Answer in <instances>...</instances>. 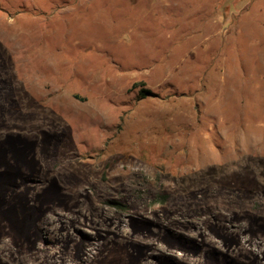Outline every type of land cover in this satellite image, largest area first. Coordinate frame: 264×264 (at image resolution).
<instances>
[{"label": "rangeland", "instance_id": "rangeland-1", "mask_svg": "<svg viewBox=\"0 0 264 264\" xmlns=\"http://www.w3.org/2000/svg\"><path fill=\"white\" fill-rule=\"evenodd\" d=\"M0 264H264V0H0Z\"/></svg>", "mask_w": 264, "mask_h": 264}, {"label": "trees", "instance_id": "trees-1", "mask_svg": "<svg viewBox=\"0 0 264 264\" xmlns=\"http://www.w3.org/2000/svg\"><path fill=\"white\" fill-rule=\"evenodd\" d=\"M150 93H151L150 91L142 90L140 94H141V97H142V98H146L147 95H149Z\"/></svg>", "mask_w": 264, "mask_h": 264}]
</instances>
